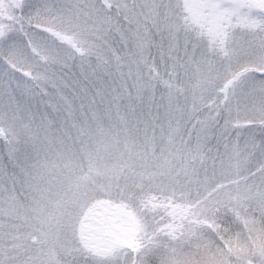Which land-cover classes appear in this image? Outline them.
Returning <instances> with one entry per match:
<instances>
[{
  "label": "snow or ice",
  "instance_id": "obj_1",
  "mask_svg": "<svg viewBox=\"0 0 264 264\" xmlns=\"http://www.w3.org/2000/svg\"><path fill=\"white\" fill-rule=\"evenodd\" d=\"M0 264H264V0H0Z\"/></svg>",
  "mask_w": 264,
  "mask_h": 264
}]
</instances>
